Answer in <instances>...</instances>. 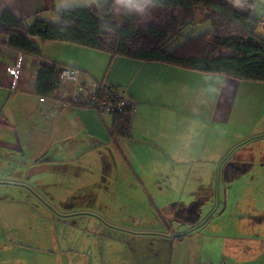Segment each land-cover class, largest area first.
I'll list each match as a JSON object with an SVG mask.
<instances>
[{"label":"crops","instance_id":"0c3cea01","mask_svg":"<svg viewBox=\"0 0 264 264\" xmlns=\"http://www.w3.org/2000/svg\"><path fill=\"white\" fill-rule=\"evenodd\" d=\"M0 1L14 18L28 22L36 14L57 21L55 10L93 2ZM6 41L0 37V153L7 165L22 163L13 159V151H36L39 158L49 144L61 145L71 160L66 145L73 144L75 134L62 137L56 129L57 118L64 117L84 132L82 147L97 153L102 175L143 185L144 190L136 188L144 194L136 192L120 206L126 222L117 227L127 237L119 244L126 245L129 264H264V83L38 41L45 58L23 54L19 87L13 92L5 68L17 52ZM41 61L116 88L133 109L130 136L116 142L107 137L108 112L75 105L68 109L65 94L72 89L63 82L56 92L61 113L53 112V102H40L34 88ZM0 181L6 180L0 176ZM133 237L147 241L130 245Z\"/></svg>","mask_w":264,"mask_h":264},{"label":"trees","instance_id":"16d2710c","mask_svg":"<svg viewBox=\"0 0 264 264\" xmlns=\"http://www.w3.org/2000/svg\"><path fill=\"white\" fill-rule=\"evenodd\" d=\"M197 8L203 13L200 21ZM143 13L146 17L141 20L139 14ZM54 14L58 22L49 23L40 14L29 22L17 20L0 1V37L7 39L11 50L37 58H41L38 41L63 43L111 58L264 83V39L256 36L262 18L253 15L246 0L236 4L234 0H93L87 7L55 10ZM199 23L208 28L198 33ZM62 69L57 62L38 64L34 94L39 100H59L56 92ZM92 85L98 98L109 101L117 97L124 102L121 109L109 113V137L113 142L128 138L131 104L105 82ZM70 103L97 109V104L89 102Z\"/></svg>","mask_w":264,"mask_h":264},{"label":"rangeland","instance_id":"374dc122","mask_svg":"<svg viewBox=\"0 0 264 264\" xmlns=\"http://www.w3.org/2000/svg\"><path fill=\"white\" fill-rule=\"evenodd\" d=\"M239 1L234 0V3ZM246 1L252 5L253 15L262 18L256 36L264 39V0ZM195 12L200 21L201 9ZM177 13L180 15L179 11ZM139 17L144 20L146 14H139ZM56 20L48 22H58V17ZM207 28L208 24L204 23L196 27L198 33ZM104 74H98V80ZM83 81L93 82L81 78ZM63 83L71 89L77 87ZM71 92L65 97L70 98ZM47 101L56 104L52 108L54 113L59 114L64 109L58 107L57 104H63L58 99ZM67 102L68 109L75 108ZM76 125L71 126L64 117L56 120V129L64 133L62 137L75 134L73 144L66 145L72 152L71 160L67 150L53 144H49L39 158L35 157L36 151H13V159L22 161L20 164L7 165L0 153V176L6 180L0 181V264H129L128 249L119 244L127 237L117 227L120 222H126L120 206L131 199L132 194H144L143 185L132 182L131 178L124 181L122 177L102 175L100 158L96 152L82 147L84 132H79ZM48 158L57 161L47 162ZM24 159L34 163L25 165ZM138 185L143 190L137 189ZM132 241L143 243L147 240L133 237L130 245Z\"/></svg>","mask_w":264,"mask_h":264},{"label":"built area","instance_id":"2783aa9c","mask_svg":"<svg viewBox=\"0 0 264 264\" xmlns=\"http://www.w3.org/2000/svg\"><path fill=\"white\" fill-rule=\"evenodd\" d=\"M23 55L17 53L12 63L9 64L5 71L9 76V90L16 91L20 83V72H21V63ZM60 79L62 82L71 83L77 85L74 87L71 92V98L67 99L69 102H89L92 104H97V109L100 112H112L114 109H121L124 105V102L117 99H111L106 101L104 99L98 98V93L92 84H81L80 74L76 70L72 69H62L60 70ZM105 89V88H104ZM40 102H44L43 99H40Z\"/></svg>","mask_w":264,"mask_h":264},{"label":"water","instance_id":"95a60500","mask_svg":"<svg viewBox=\"0 0 264 264\" xmlns=\"http://www.w3.org/2000/svg\"><path fill=\"white\" fill-rule=\"evenodd\" d=\"M223 204H224V202H223Z\"/></svg>","mask_w":264,"mask_h":264}]
</instances>
